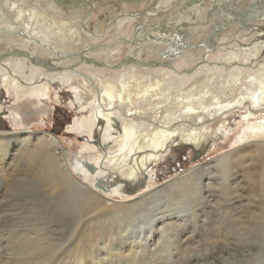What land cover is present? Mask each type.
<instances>
[{"label": "bare ground", "instance_id": "obj_1", "mask_svg": "<svg viewBox=\"0 0 264 264\" xmlns=\"http://www.w3.org/2000/svg\"><path fill=\"white\" fill-rule=\"evenodd\" d=\"M26 1L16 2L14 7L0 2V85L6 93H16L10 106L0 103V114L8 112L7 117L26 126L28 116L52 111L42 98L48 96L53 85L69 87L73 93L69 107L88 114L75 116L67 129L85 135L87 142L71 154L52 132L0 130V154L6 156L12 145L19 144L49 189L76 195L73 199L82 206L79 215L76 212L80 225L72 233L74 239L78 236L75 241L80 246L68 252L57 250L53 230L49 234L50 226L38 223L12 235L9 254L3 252L0 261L122 264L128 259L131 264H171L176 257L189 264L194 257L197 263L209 264V256L216 254L215 248L221 244L226 251H221L219 264H264V0H243L250 6L246 11H236L242 20L235 19L236 9L230 17L226 3H215L220 0H170L172 5L192 1L206 7L207 20L192 23V31L209 28L210 17H215L214 12L220 8L228 15H221L224 24L212 18L206 42L199 49L205 53L193 68L177 67V60L199 44L183 40L185 48L181 49L174 42L175 36L168 39L169 29L157 24L147 25L151 29L146 32L142 29L145 22L139 17L150 14L157 1L167 0H86L91 3L79 10L59 6L53 0ZM213 6L216 9L210 11ZM88 8L91 10L86 14ZM80 10H86L85 14L75 16ZM234 21L243 24L237 25L238 30L257 31L253 32L255 36L245 39L239 31L234 40H216L221 29L229 28ZM128 22L131 27L124 36L108 41L115 28L124 29ZM146 44L168 50L152 58L145 54L150 49L145 50ZM221 44L227 46L219 47ZM60 101L57 95L55 102ZM236 111L244 113L242 131L234 141L240 147L219 155L211 164L191 167L160 186L150 187L146 180L152 179L155 162L175 146L205 150L218 140L212 135L227 137L228 123L218 122L217 127L214 123ZM98 137L96 145L90 143L91 138ZM232 172H241L243 179L231 181ZM210 175L221 176L216 184L222 187L219 194L212 195L218 198L214 201L218 210L214 207L211 215L204 205L210 198L205 192L214 185ZM206 179L208 184L204 183ZM140 182L146 183V189L138 190ZM243 184L250 187V198L244 200L237 194ZM107 196L131 200L122 206L108 205ZM199 207L206 211L204 216L195 210ZM174 215L177 221L172 220ZM158 221L164 228H157ZM190 224L201 232L202 249L188 256V248L179 241L190 232ZM88 227L91 231L104 227L102 233L110 232L114 237L111 241L104 239V249H97L98 238L94 240L92 233L82 235ZM156 233L158 242L152 248L148 238ZM251 237L260 245L255 252L244 249L238 256L239 251L236 249V254L230 248L233 244L247 246ZM71 257L73 261H69ZM210 261L217 264V259Z\"/></svg>", "mask_w": 264, "mask_h": 264}, {"label": "rangeland", "instance_id": "obj_2", "mask_svg": "<svg viewBox=\"0 0 264 264\" xmlns=\"http://www.w3.org/2000/svg\"><path fill=\"white\" fill-rule=\"evenodd\" d=\"M5 1V3H4ZM223 1V2H222ZM0 2L6 6H9L11 3V6L14 7L13 5L16 2H21L22 4H25L27 1L25 0H0ZM14 2V3H13ZM172 1L167 0V1H157L156 2V7L154 9H151L152 12L150 14L146 15L143 13V17H139L140 20L145 22L143 23V30L144 32L150 30L151 28L148 27L147 25H160L163 28H167L170 30V35L169 40L171 39L170 36H175V41L179 48L181 46V49L185 48L182 43L187 42H193L195 44H199V47L197 46H191L188 50L185 51V55L181 56L177 60V64L181 67H188V68H193V66L199 64L201 61V57H203L205 51L200 52L199 49L203 47L202 43L206 42V37L208 35V29L212 25V18H214L215 22L219 24H224L223 22L224 18L222 19L221 15L222 13L227 15L225 11H222L221 8L218 9L215 13V17H210V20L207 23L209 25V28L204 27V30L200 27L198 31H192L191 26L192 23H198L199 21L204 22L206 15V7H201L200 5H197V3L192 1L189 3H182L180 6L177 4L171 3ZM205 3L209 2V0H205ZM9 3V4H7ZM217 4L220 3H226L227 6L225 10L228 11L229 16L232 17V10H235V16L236 20H242L241 14H237L236 11H246L247 6L249 7L250 5L247 4V2L244 3L243 0H220V2H215ZM111 4V3H107ZM25 6H28L27 4ZM197 7V10L195 9ZM261 8L259 6H253L251 8ZM194 8V9H193ZM202 8V9H201ZM213 7H210V11ZM97 9V8H96ZM198 9L200 10L198 12ZM216 9V8H214ZM239 9V10H238ZM46 10V9H43ZM90 8L86 10H80L76 12L74 15L76 16H81L84 15L85 12L88 14L90 12ZM203 10V11H202ZM260 10V9H259ZM82 11V12H81ZM263 15H264V5H262V10ZM193 12V13H192ZM220 15H219V13ZM98 14H100L99 8L98 11L94 14V20L97 21L99 19ZM205 14V15H204ZM73 14H70L72 16ZM188 15V16H187ZM200 15H202L200 17ZM232 15V16H231ZM204 16V18H203ZM219 16V17H218ZM228 16V15H227ZM96 17V18H95ZM200 17V19H199ZM202 18V20H201ZM209 18V17H208ZM196 20V21H195ZM198 20V22H197ZM147 21V22H146ZM221 23H220V22ZM149 22V23H148ZM177 22V23H176ZM190 22V23H188ZM223 22V23H222ZM261 22V21H260ZM148 23V24H146ZM240 21H234L231 26L227 29H221L219 37H215L216 40L219 42H223L224 40H234L236 34L242 35L245 39L252 38L255 34L253 32H257L254 29L247 30L245 28H241L238 30V26H243ZM218 24V25H219ZM236 24V27H235ZM156 25V26H157ZM118 26V25H117ZM120 26V25H119ZM166 26V27H165ZM220 26V25H219ZM131 27L130 22L127 23V26L122 29V27L115 28L111 34L107 37L108 41L114 40L117 37L124 36L125 32ZM146 28V29H145ZM201 29V30H200ZM156 30V29H155ZM186 30V31H185ZM191 30V31H190ZM228 30V32H227ZM207 31V32H206ZM231 31V32H230ZM192 32V33H191ZM213 32V30H212ZM210 32V35L212 34ZM234 33V34H233ZM124 34V35H122ZM173 34V35H172ZM187 34V35H186ZM258 35L260 36L261 33L258 31ZM257 35V36H258ZM147 38H149L148 35L145 34ZM225 36V37H224ZM231 36V37H230ZM183 38V39H182ZM218 38V39H217ZM232 38V39H231ZM221 39H224L223 41ZM230 39V40H229ZM185 40V41H183ZM168 42V41H167ZM95 44V43H94ZM110 44V43H109ZM227 44H221L219 47H225ZM150 47L149 45L146 44V48ZM180 49V50H181ZM144 50V49H143ZM160 50V51H159ZM165 50V51H164ZM168 50V48H162V49H155V47H150L149 51L145 54L150 55V57L155 58L156 55H159L160 53H164ZM157 51V52H156ZM214 52H217L215 50ZM150 53V54H149ZM201 55V56H200ZM158 56L156 57V59ZM201 58V59H200ZM211 60H214L215 57H211ZM195 63H194V62ZM194 64V65H193ZM163 66V65H162ZM180 67V69H182ZM60 96V103L55 102L56 96ZM73 99V93L72 90L69 87H60L59 85H53L49 92L48 96L42 98V103H45V105L49 108L52 109L51 112H47L46 114H33L28 116V121L26 126L23 124H18L16 120H12L10 117H7L8 112L1 113L0 118L5 120L6 125L3 127H0V130H16V129H34L36 131H49L52 132L53 134L57 135L63 145L69 149L70 153L73 154L74 152L78 151L81 148V144L83 142H87V140H83L81 135L78 134L77 132L71 131L67 129V126L72 123L73 118L75 116H83L88 114L87 112H79L78 108H70L69 107V101ZM16 100V93L14 90H11L10 93H6L2 86L0 85V103L4 104L6 107L10 106L14 101ZM65 110V112L63 111ZM242 115H244L243 112L236 111L232 114H230L227 118H224V120H218L214 123V126L217 127L221 123V121H226L228 123L227 129L229 131V134L225 138H220L219 135H212V137H215L216 141L212 142L210 144L205 153L197 158L192 159L193 156H195V152L192 150V148H183L179 146H175L172 148L168 154H166V157H164L162 160L159 162H155L153 166V175L152 179L149 180L147 179V183L149 184L151 188L155 186H160L164 182L170 180L174 176L184 172L187 169H190L191 167L194 168L200 164L203 163H213L214 159L218 157L221 154H226L231 151H233L235 148L240 147L241 144L234 142L236 136H238L243 128V119ZM9 116V115H8ZM219 122V123H218ZM100 140V137L98 138H91L89 141L90 143L96 145V141ZM19 147V148H18ZM11 152H8L5 156V154H0V255L4 254L3 252L6 253V256L9 254L8 252V247L10 246V239L12 235H17V232H21L24 228L27 227H32L36 226L35 224H44L45 226L49 227V234L51 233L52 237L54 236L57 240L56 245L58 246L57 250L63 252V251H70L71 249H77L80 245L76 243V239L73 238V230L78 227L80 224H78V217L77 213L79 215V210L80 207L82 206V203L77 204L73 198H76V195L72 193V191L67 192V191H62V190H56V189H49L50 187L46 185L43 182L42 175L39 176V173L34 172V162L30 161L28 156L24 151H22V147H20L19 144H14L11 146L10 150ZM20 151V152H18ZM24 152V153H23ZM8 156V157H7ZM6 157V158H5ZM6 159V160H5ZM26 159V160H25ZM30 162V164H29ZM33 164V166H32ZM5 167H4V166ZM2 169H6L5 172L2 171ZM33 169V170H32ZM234 172V171H233ZM232 172V173H233ZM6 173V174H5ZM235 173V172H234ZM232 175L231 181L233 179L238 178L242 180L243 177L241 176V172L236 173L235 175ZM240 174V175H239ZM211 176V184L213 183L214 185L210 186V192H208V188L206 189L207 191L205 193L209 194V201L206 203L204 201V205L206 208V211H203L204 209L202 208H197L198 212L202 216H204V213L206 212L207 214L211 215L214 214L213 208L216 207V202L218 198L213 197L212 195L214 194H219V191L222 189L216 182L218 183L220 180L217 178H220L221 176H217L215 178L214 176ZM235 176V177H233ZM231 177V176H230ZM152 181V182H151ZM205 184H208L207 181L209 182L208 179L205 180ZM216 184V185H215ZM154 185V186H153ZM218 185V187H217ZM245 185V186H244ZM215 186V187H214ZM146 189V184L144 186ZM244 188V189H243ZM219 189V190H218ZM141 190V189H139ZM218 190V192H217ZM61 191V192H60ZM60 192V193H59ZM250 192V187L246 184L242 185V188L238 190V195L240 193V196L242 194V198L248 199V193ZM75 196V197H74ZM110 197V198H109ZM107 196V203L108 205L110 204H118L119 206L123 205V202H128L131 200L130 197H125V196ZM216 198V199H214ZM71 200L72 203H71ZM75 202V203H74ZM121 204V205H120ZM152 208V203L150 205ZM154 210V209H152ZM218 210V209H217ZM203 211V212H202ZM77 212V213H76ZM193 212V211H191ZM77 216V217H76ZM174 217V218H173ZM76 218V219H75ZM173 221H177L176 216H172ZM171 218L168 216V222L171 220ZM204 217H201V222ZM176 219V220H175ZM200 222V223H201ZM171 224V222H169ZM185 224L184 222H182ZM197 223V222H196ZM195 225H189V230L190 232L183 234L180 236V241L179 245H182L184 248H188L186 251V255H194L196 254V251L202 249V244L200 242V230L198 227L193 230ZM104 228V227H101ZM99 228L98 231H91L88 228L82 232V235H86L87 233H92L91 237H96L94 240L97 238V243H96V248L104 249L105 245L104 244V239L111 241L110 237H114L110 232L103 234L102 230ZM128 229L131 228V226L127 227ZM157 228L161 229L164 228L162 226V223L159 221L157 222ZM86 232V234H85ZM15 233V234H14ZM99 236H98V234ZM58 234V235H57ZM119 236L123 235V232L120 230L119 231ZM59 236V237H58ZM158 235L154 234V236L148 238L149 239V244L152 245V248L155 247L156 242H158ZM191 238V239H190ZM68 241V242H67ZM75 241V245L74 244ZM164 239H160V243H162ZM192 241V242H191ZM199 241V242H198ZM191 242V243H190ZM248 245L246 246H237V245H232L230 248L238 253V256L243 251H248L250 252H255L257 248H260V245L255 241V237H251V240L247 243ZM78 245V246H77ZM189 247H188V246ZM68 247V248H67ZM200 247V248H199ZM194 248V249H193ZM235 248V249H233ZM237 249V251H236ZM245 249V250H244ZM190 250V251H189ZM74 251V250H73ZM207 251V248H203V252ZM216 254H212L209 256V264H213L210 260L212 259H217V264L220 262V254H222L221 251H226L224 246L221 244L217 245L215 248ZM242 251V252H241ZM262 251V250H261ZM219 252V254H218ZM249 252V251H248ZM260 252V251H259ZM264 253V252H263ZM263 253L260 252L262 255ZM100 254V253H99ZM126 256L128 253H125ZM247 254V253H246ZM73 254H71L72 256ZM86 257H83V260ZM191 259H194L193 262H189V264H204L205 262L200 261L197 263L194 257ZM240 259V257H239ZM74 259L71 257L69 261H73ZM113 260V259H112ZM86 261V259H85ZM126 261V262H125ZM125 261L122 264H131L128 259H125ZM114 262V260H113ZM162 262V261H161ZM203 262V263H202ZM160 262H153L152 264H159ZM0 264H5L4 260L0 261ZM111 264V263H110ZM171 264H185L183 260L176 259L175 261L172 262ZM188 264V263H187Z\"/></svg>", "mask_w": 264, "mask_h": 264}, {"label": "water", "instance_id": "obj_3", "mask_svg": "<svg viewBox=\"0 0 264 264\" xmlns=\"http://www.w3.org/2000/svg\"><path fill=\"white\" fill-rule=\"evenodd\" d=\"M53 1L57 5L66 7V8L71 9V10H79V9L83 8V6L85 7L86 5H89L91 3V2H87L86 0H76L73 3H67L64 0H53ZM127 1L139 2L141 0H127ZM63 111L65 112L64 109H63ZM0 116H1V114H0ZM5 125H6L5 121H0V127H3ZM81 137H82L83 140H87V137L85 135H81ZM205 151H206V149L205 150H199V151L195 150L194 151L195 152V156H193L192 159L197 158V157L203 155L205 153ZM145 184H144V182H140L138 184V186H137L138 187V190L141 189V188H143L145 186ZM133 191H136V190H133ZM128 192H130V191H128ZM130 193H132V192H130Z\"/></svg>", "mask_w": 264, "mask_h": 264}]
</instances>
